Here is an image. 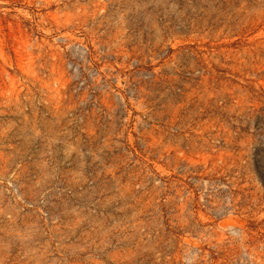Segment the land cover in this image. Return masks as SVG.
I'll use <instances>...</instances> for the list:
<instances>
[{
    "label": "rangeland",
    "instance_id": "374dc122",
    "mask_svg": "<svg viewBox=\"0 0 264 264\" xmlns=\"http://www.w3.org/2000/svg\"><path fill=\"white\" fill-rule=\"evenodd\" d=\"M0 264H264V0H0Z\"/></svg>",
    "mask_w": 264,
    "mask_h": 264
}]
</instances>
